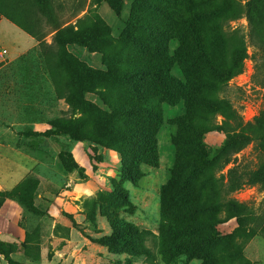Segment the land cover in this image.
Listing matches in <instances>:
<instances>
[{"label": "rangeland", "instance_id": "obj_1", "mask_svg": "<svg viewBox=\"0 0 264 264\" xmlns=\"http://www.w3.org/2000/svg\"><path fill=\"white\" fill-rule=\"evenodd\" d=\"M165 1L53 0L51 17L55 24L75 28L90 18L91 50L78 44L69 49L91 66L102 68V60L109 62L117 55L122 67L143 65L146 56L129 46L126 22L133 9L149 13V5ZM245 1H170L168 6L176 12L216 9V15L198 18L196 27L218 64L227 63L229 40L237 35L247 55L241 72L216 87L218 78L201 59L197 63L190 47L180 58L185 63L192 60V65L184 71L172 69L184 87L168 88L169 99L156 82L148 84V100L161 114L155 135L157 161L133 164L132 171L139 174L135 179L123 173L129 163L104 139L114 136L104 114L84 107L85 111L76 101L69 106L57 95L46 62L58 68V56L68 69L59 76L62 94L72 89L73 99L90 88V82L75 74L64 50L53 42L54 23L34 14V28L43 37L30 35L35 46L0 65V149L14 148L33 159L31 171L11 189L2 190H13L26 180L14 189V199H7L19 207V226L31 243L29 261L35 263L44 249L49 258L57 255V264H264V220L259 224L264 187L246 184L248 173L264 161V151L253 141L221 158L225 134L212 126H219L224 117L202 101L204 96L229 100L244 123L264 111V42L251 38L242 12ZM235 6L241 13L226 17ZM167 44L172 55L178 43L171 39ZM66 74L75 81L66 83ZM115 87L105 89L104 98L86 94L83 99L111 113L105 100L117 107L128 101V90ZM183 114L194 122L190 129L178 121ZM202 155L205 161L196 167ZM232 201L241 207H233ZM127 229L131 236L124 235L130 238L131 249L113 239L117 230Z\"/></svg>", "mask_w": 264, "mask_h": 264}, {"label": "trees", "instance_id": "obj_2", "mask_svg": "<svg viewBox=\"0 0 264 264\" xmlns=\"http://www.w3.org/2000/svg\"><path fill=\"white\" fill-rule=\"evenodd\" d=\"M94 1L110 2V0ZM170 1L172 0H167L165 4L159 6L149 5L152 9L149 13L144 10L138 12L133 9L130 19L126 22L125 32L129 46L146 56L145 64H130L122 67L117 58L119 55H117L112 56L109 62L102 60L103 67L98 68L88 64L81 54L74 53L69 49L73 44H78L91 50L89 40L93 36L94 28H92L90 18L85 17L83 24L76 28L72 25L62 27L59 22L55 24L56 19L51 17L53 0H0V18L5 17L33 38L40 39L43 37V33H37L34 28L35 13L38 12L45 17L47 23L48 21L54 23L51 26L55 32L53 42L64 50L68 62L74 65L75 74H78L87 83L90 82L88 85L90 88L78 93L73 99L72 89L66 95L62 94L59 76L61 72L67 73L68 69L66 64L62 62L61 57L58 56L55 59L58 68H53L51 61L46 62V67L57 95L60 97L64 96L69 106H72L74 101H76L83 110L86 107L88 110H98L104 114V120L110 121L109 123L112 125L111 129L114 131L113 137L104 136V139L109 146L121 152L122 161L129 163L128 166L126 165L123 168V173L132 179L139 176L136 171H132L133 164L140 165L146 163L153 165L157 161L155 135L157 125L161 121V114L148 100L147 86L149 87L152 84L151 82H156L163 88L164 94L169 99L171 96L170 91L167 90L168 88L184 87V81L175 77L172 69L177 67L184 71L183 67L192 65V60L190 63H185L180 58L181 54L187 52L190 47L195 50L194 58L196 60L197 58L201 59L204 66L206 65L205 67L218 78L215 84L216 87H220L219 82L228 81L241 72L242 61L247 55L243 39L237 35L229 40V45L226 49L228 55L227 63L224 65L218 64V62L208 55L196 27V20L198 18L204 15H216V9L176 12L172 11L168 6ZM145 3L147 4V2ZM152 12L154 14H151ZM242 12L247 19L251 38L256 37L261 42H264V0H246ZM239 13H241V9L235 6L227 12L226 17H235ZM171 39H175L178 43L174 47L172 55L169 54L167 44ZM181 62H183V65H181ZM65 77L66 83L70 84L75 81L69 74H66ZM110 86H113V89H117L115 86H120L128 90L126 93L128 97L126 104H120L117 107L113 104L112 100H105L104 106L106 108L109 107V111H112L111 113L102 110L97 103L90 101L88 98L86 100L83 99L86 94L93 95L98 99L99 97L104 98L108 94L105 89H108ZM101 88L104 89L101 91ZM188 99L192 100V97L188 96ZM193 100H195V96H193ZM197 100H200V96L197 97ZM202 101L210 106L212 113L218 112L224 117L223 122L219 126L217 124L212 126L225 134L224 143L219 149L221 158H227L233 152L253 141L264 151V111H261L252 121L244 123L229 100L221 98L217 101H212L207 96H204ZM178 121L188 129L194 125V122L186 114H183ZM105 125L106 123L104 127ZM47 131L49 132L50 130ZM37 134L39 133L35 132V135ZM121 145H123L122 148L120 147ZM204 161L205 158L202 155L195 162V166L202 165ZM74 166L78 172L83 171V167L75 162ZM25 182L26 180L18 185L22 186ZM246 184H259L264 187V161L260 162L255 169L248 173ZM14 189L10 191L0 190V207L5 199H14ZM231 204L236 208L241 207L235 201H232ZM263 220L264 216L260 219L259 224ZM124 233L131 236L130 229L117 230L113 234V239L116 243L131 249L133 244L130 238L125 237ZM27 235L25 231V238L19 245L0 240V254L4 256L8 264H22L11 257V254L19 249L22 250L25 257L31 258L28 255H31V243ZM40 259L39 253L35 262L40 261Z\"/></svg>", "mask_w": 264, "mask_h": 264}, {"label": "crops", "instance_id": "obj_3", "mask_svg": "<svg viewBox=\"0 0 264 264\" xmlns=\"http://www.w3.org/2000/svg\"><path fill=\"white\" fill-rule=\"evenodd\" d=\"M35 40L18 26L5 17L0 18V47L6 50L0 56V65L7 64L17 59L35 46ZM82 161L83 157H82ZM33 159L28 155L14 149H0V190H9L14 187L24 176L31 171ZM20 210L12 200L6 199L0 207V240L8 243L21 244L25 238L23 228L19 226ZM57 253V252H56ZM14 260H21L22 264H57V255L49 258L46 251H41L38 262L29 261L22 250L11 254ZM20 258V259H19ZM0 264H8L0 254Z\"/></svg>", "mask_w": 264, "mask_h": 264}, {"label": "built area", "instance_id": "obj_4", "mask_svg": "<svg viewBox=\"0 0 264 264\" xmlns=\"http://www.w3.org/2000/svg\"><path fill=\"white\" fill-rule=\"evenodd\" d=\"M5 52H6L5 49H1V48H0V54H3V53H5Z\"/></svg>", "mask_w": 264, "mask_h": 264}]
</instances>
